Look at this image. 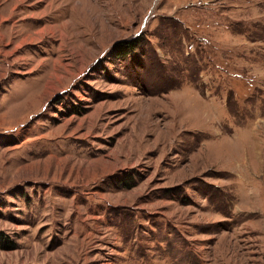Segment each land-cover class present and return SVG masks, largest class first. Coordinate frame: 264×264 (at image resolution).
I'll return each mask as SVG.
<instances>
[{
	"label": "rangeland",
	"instance_id": "374dc122",
	"mask_svg": "<svg viewBox=\"0 0 264 264\" xmlns=\"http://www.w3.org/2000/svg\"><path fill=\"white\" fill-rule=\"evenodd\" d=\"M0 264H264V0H0Z\"/></svg>",
	"mask_w": 264,
	"mask_h": 264
},
{
	"label": "bare ground",
	"instance_id": "6f19581e",
	"mask_svg": "<svg viewBox=\"0 0 264 264\" xmlns=\"http://www.w3.org/2000/svg\"><path fill=\"white\" fill-rule=\"evenodd\" d=\"M86 19V18H85Z\"/></svg>",
	"mask_w": 264,
	"mask_h": 264
}]
</instances>
